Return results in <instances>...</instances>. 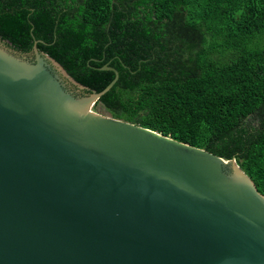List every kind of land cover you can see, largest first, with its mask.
I'll list each match as a JSON object with an SVG mask.
<instances>
[{"label":"water","instance_id":"1","mask_svg":"<svg viewBox=\"0 0 264 264\" xmlns=\"http://www.w3.org/2000/svg\"><path fill=\"white\" fill-rule=\"evenodd\" d=\"M36 54L0 44V264H264V194L236 158L95 107L115 67L88 93Z\"/></svg>","mask_w":264,"mask_h":264},{"label":"trees","instance_id":"2","mask_svg":"<svg viewBox=\"0 0 264 264\" xmlns=\"http://www.w3.org/2000/svg\"><path fill=\"white\" fill-rule=\"evenodd\" d=\"M58 2L0 0V34L45 41L88 93L115 67L112 116L236 158L264 194V0Z\"/></svg>","mask_w":264,"mask_h":264},{"label":"flooded vegetation","instance_id":"3","mask_svg":"<svg viewBox=\"0 0 264 264\" xmlns=\"http://www.w3.org/2000/svg\"><path fill=\"white\" fill-rule=\"evenodd\" d=\"M28 3H37V2H42V0H26ZM59 1V2H58ZM57 2L58 3H60V0H57ZM28 9H30V10H33V8H31V7H27ZM57 9H58V7H56ZM33 32H31V34H32ZM34 34V33H33ZM34 38H33V37ZM32 36H30V40H31V47L29 48V49H23V48H21V47H19L18 45H20L22 42H20V43H15V42H13L12 40H10V39H8L7 37H5V36H3L2 34H0V44L3 46V47H5V48H7L8 50H10L11 52H14L15 54H17V55H19V56H21V57H24L25 59H27L28 61H30V62H36L37 61V54H36V47H37V49H38V51L39 52H41V53H47V52H45V51H43L39 46H38V44L40 43V42H45V41H43L42 39H40V38H37V37H35V35H32ZM23 39L24 40H27V38H26V36L24 37L23 36ZM48 54V53H47ZM54 65V64H53ZM64 82H66V80L67 79H65L64 78ZM68 85V84H67ZM69 86V85H68ZM67 86V87H68ZM69 89L71 88L72 89V87H68Z\"/></svg>","mask_w":264,"mask_h":264},{"label":"rangeland","instance_id":"4","mask_svg":"<svg viewBox=\"0 0 264 264\" xmlns=\"http://www.w3.org/2000/svg\"><path fill=\"white\" fill-rule=\"evenodd\" d=\"M70 87L74 89V85L70 84ZM94 106L100 109L101 111L105 112L106 114L111 115V112L101 103H97Z\"/></svg>","mask_w":264,"mask_h":264}]
</instances>
